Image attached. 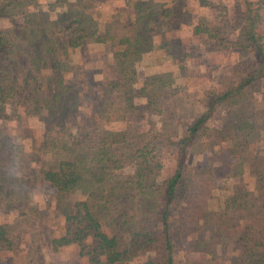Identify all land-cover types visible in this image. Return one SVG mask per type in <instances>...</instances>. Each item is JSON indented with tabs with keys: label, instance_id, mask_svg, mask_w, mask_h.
I'll return each mask as SVG.
<instances>
[{
	"label": "trees",
	"instance_id": "obj_1",
	"mask_svg": "<svg viewBox=\"0 0 264 264\" xmlns=\"http://www.w3.org/2000/svg\"><path fill=\"white\" fill-rule=\"evenodd\" d=\"M14 1L0 0L7 25H0V120L19 119L18 108L50 134L49 145L35 149L47 154L37 170L54 191L63 223L51 249L74 245L85 264H176L178 225L193 264H264V141L259 153L253 150L263 139V113L242 107L247 88L264 80V47L256 32L264 0H241L242 24L228 41L240 57L252 58L251 69L235 85L200 81L199 110L182 120L171 111L157 128L127 121L122 108L109 104L111 88L97 94L91 119L81 120L66 76L71 53L84 43L107 46L120 75L112 85L133 78L127 63L143 53L157 49L177 59L176 0H124L131 9L124 20L103 19L96 1L77 0L78 9L49 21L37 10L10 9ZM164 25L168 37L158 33ZM193 33L218 36L201 23ZM149 92L151 112L157 94ZM168 120L179 123L176 130ZM191 149L201 170L187 162ZM248 173L251 183L245 182ZM231 179L236 183L226 182ZM220 181L226 194L218 198ZM12 248L8 225L0 221V251Z\"/></svg>",
	"mask_w": 264,
	"mask_h": 264
},
{
	"label": "rangeland",
	"instance_id": "obj_2",
	"mask_svg": "<svg viewBox=\"0 0 264 264\" xmlns=\"http://www.w3.org/2000/svg\"><path fill=\"white\" fill-rule=\"evenodd\" d=\"M95 1L103 19L111 15L124 20L131 12L129 7L124 6V0ZM175 5L180 18L176 23L178 32L174 36L177 37L179 57L176 59L161 54L157 49L143 53L127 63V68L134 70V76L128 82L126 78L123 85L110 83L120 75L107 46L84 43L73 50L71 69L66 77L72 94L76 96L75 100L81 105L78 106L81 120L91 119L90 111L99 104L97 94L101 95L102 90L111 88L109 104L122 108L127 121H138L142 126L157 128L163 116L165 119L171 111H176L182 120L199 110L194 100L200 94L196 86L200 81L218 88L235 85L246 68L251 69V57H240L233 46L228 48V41L233 42L238 35L237 25L242 24V17L239 16V11L243 9L241 0H176ZM9 8L37 10L41 12V21H49L63 18L66 13L78 9V4L77 0H17L11 2ZM258 12L256 32L261 35L264 47V5L259 7ZM197 23L218 31L217 40L194 34L193 27ZM0 25L7 26L1 20ZM157 30L168 37L165 25ZM157 41L158 36L154 38V43ZM262 81L263 84L260 81L248 87L242 101L244 109L263 113V118L258 119L263 129V139L253 149L258 153L264 141ZM147 91L157 94L158 106H153L151 112L146 106ZM11 109L14 111L12 106ZM160 110H163V114ZM16 112L20 113L19 119L0 120V221L7 223L13 239L11 250L0 251V264H85L84 259L77 255L74 245L51 249L50 239L62 232L63 223L55 205L54 191L37 170L42 162L40 157H47V154L35 149L38 145H49L50 134L45 125L27 119L18 108ZM214 119L209 124L217 123ZM170 122L167 121L168 128L176 130L179 123L175 125ZM193 152L194 149H191L187 162L195 168L194 171L201 170V167L193 165L194 159H198ZM249 173L245 177L246 183H251ZM226 182L236 183L233 179ZM224 186L225 183L220 181L216 190L218 198L226 194ZM173 227L175 263L193 264L192 255L186 250V236L178 225ZM213 252L221 251L214 248Z\"/></svg>",
	"mask_w": 264,
	"mask_h": 264
}]
</instances>
